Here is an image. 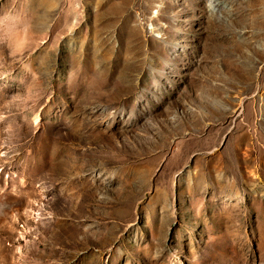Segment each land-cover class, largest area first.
Listing matches in <instances>:
<instances>
[{"label":"rangeland","instance_id":"rangeland-1","mask_svg":"<svg viewBox=\"0 0 264 264\" xmlns=\"http://www.w3.org/2000/svg\"><path fill=\"white\" fill-rule=\"evenodd\" d=\"M0 264H264V0H0Z\"/></svg>","mask_w":264,"mask_h":264}]
</instances>
